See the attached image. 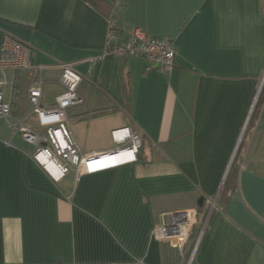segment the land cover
<instances>
[{"label": "crops", "instance_id": "obj_1", "mask_svg": "<svg viewBox=\"0 0 264 264\" xmlns=\"http://www.w3.org/2000/svg\"><path fill=\"white\" fill-rule=\"evenodd\" d=\"M108 12L120 35L172 38L173 69L105 54ZM4 36L42 66L43 108L62 92L58 63L81 76L66 115L82 153L112 149L120 127L143 147L135 162L51 178L9 125L43 133L25 71L0 118V264H264V94L242 133L264 73V0H0V48ZM188 208L198 222L183 247L151 237Z\"/></svg>", "mask_w": 264, "mask_h": 264}, {"label": "built area", "instance_id": "obj_2", "mask_svg": "<svg viewBox=\"0 0 264 264\" xmlns=\"http://www.w3.org/2000/svg\"><path fill=\"white\" fill-rule=\"evenodd\" d=\"M104 53L120 59L142 58L149 64V68L161 72H168L175 66L176 49L172 38L152 36L140 28L133 29L127 35H120L117 22L112 16L107 17ZM31 54L32 48L28 43L4 36L0 48V118L8 119L12 116L18 101L23 74L30 71L26 87L27 102L36 115L43 133L31 129L23 122L9 125L14 134H20L33 146V161L55 180L69 171H73L78 177L135 162L143 147V141L141 136L135 134L129 127L115 128L111 131L114 147L110 150L89 154L80 151L69 131L66 111L83 103V98L77 92L81 76L72 64L58 63L56 65L60 69L58 82L62 92L55 97L53 107L43 108L40 103L42 86L45 83L42 66L35 68L31 66ZM263 83L264 73L244 120L242 133L251 117ZM215 202L216 197L208 199L209 210L215 207ZM196 223L197 209L173 211L169 213L167 221L153 227L151 237L158 241H169L181 248L191 237ZM201 234L199 231L196 245Z\"/></svg>", "mask_w": 264, "mask_h": 264}, {"label": "trees", "instance_id": "obj_3", "mask_svg": "<svg viewBox=\"0 0 264 264\" xmlns=\"http://www.w3.org/2000/svg\"><path fill=\"white\" fill-rule=\"evenodd\" d=\"M109 16H112V14L108 12V13H107V17H109ZM263 94H264V84H263V86H262V88H261V91H260L259 97H258V99H257V102H256L255 106H254V109H253V112H252V114H251L250 120H251V118H252V115L257 111V107H258V105H259V103H260L261 98L263 97ZM142 141H143V139H142ZM226 184H227V183H226ZM225 189H226V188H225ZM225 189H224V190H225Z\"/></svg>", "mask_w": 264, "mask_h": 264}, {"label": "water", "instance_id": "obj_4", "mask_svg": "<svg viewBox=\"0 0 264 264\" xmlns=\"http://www.w3.org/2000/svg\"><path fill=\"white\" fill-rule=\"evenodd\" d=\"M202 202H203V198H199V200H198V206H201L202 205Z\"/></svg>", "mask_w": 264, "mask_h": 264}, {"label": "rangeland", "instance_id": "obj_5", "mask_svg": "<svg viewBox=\"0 0 264 264\" xmlns=\"http://www.w3.org/2000/svg\"><path fill=\"white\" fill-rule=\"evenodd\" d=\"M197 222H198V219H197Z\"/></svg>", "mask_w": 264, "mask_h": 264}]
</instances>
